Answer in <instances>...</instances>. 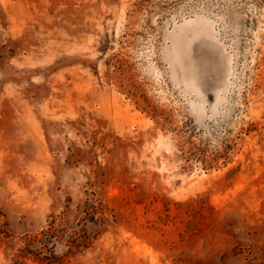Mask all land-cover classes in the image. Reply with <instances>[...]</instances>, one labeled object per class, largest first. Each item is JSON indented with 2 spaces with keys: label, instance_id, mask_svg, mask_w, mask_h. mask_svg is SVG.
Returning a JSON list of instances; mask_svg holds the SVG:
<instances>
[{
  "label": "rangeland",
  "instance_id": "rangeland-1",
  "mask_svg": "<svg viewBox=\"0 0 264 264\" xmlns=\"http://www.w3.org/2000/svg\"><path fill=\"white\" fill-rule=\"evenodd\" d=\"M0 264H264V0H0Z\"/></svg>",
  "mask_w": 264,
  "mask_h": 264
}]
</instances>
